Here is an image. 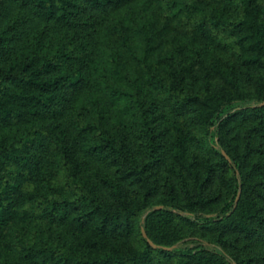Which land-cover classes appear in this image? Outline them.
<instances>
[{
  "label": "trees",
  "instance_id": "obj_1",
  "mask_svg": "<svg viewBox=\"0 0 264 264\" xmlns=\"http://www.w3.org/2000/svg\"><path fill=\"white\" fill-rule=\"evenodd\" d=\"M10 7L17 13L13 19L7 16ZM155 9L191 43L202 39L237 50L243 63L264 68V0H0V264H147L154 253L175 258L174 264H264V82L255 80V92L243 94L233 72L214 64L232 93L185 94L183 76L174 81L169 69L157 68L163 37L154 27ZM117 12L121 15L107 17ZM107 24L135 60L132 78L113 52L96 47L95 34ZM150 87L178 110L194 112L205 139L232 172L227 196L234 201L239 189L242 196L233 211L231 205L230 213L216 218L191 204L162 200L158 206L164 208L142 227L157 245L173 247L157 235V223L179 216L172 210L186 212L204 230L237 231L244 257L229 254L231 260L203 246L155 250L143 229L141 251L110 244L142 207L132 210L121 183L108 179L116 206L103 200L90 182L89 161L128 165L124 177L144 174L148 165L141 169L130 157L126 129L130 123L148 136L155 156ZM236 118L245 128L232 142L227 136ZM216 130L230 160L215 146ZM175 153L182 157L179 145ZM212 175L210 167L199 182L194 173L198 198ZM76 223L95 229L77 245L66 235V226Z\"/></svg>",
  "mask_w": 264,
  "mask_h": 264
},
{
  "label": "rangeland",
  "instance_id": "obj_2",
  "mask_svg": "<svg viewBox=\"0 0 264 264\" xmlns=\"http://www.w3.org/2000/svg\"><path fill=\"white\" fill-rule=\"evenodd\" d=\"M220 6L222 8V5ZM10 9L7 16L13 19L17 13L15 7H10ZM159 14L158 9L153 11L154 27L161 32L163 37V43L156 53L160 62L157 68L169 69L170 78L174 81L183 76L181 88L185 94L202 91L219 95L232 93L231 85L214 71V64L233 72V79L243 94L255 92V80L260 79L264 82V68L243 63L237 50L223 49L202 39L191 43L192 38L181 31L175 22L161 18ZM119 15L121 14L117 12L110 16L107 15V17L113 19ZM28 32L31 35L36 32L34 25L28 29ZM95 43L101 52H113L117 56L125 66L124 70L128 78L136 75L135 60L121 45L118 35L113 31L110 24L102 27L95 34ZM197 54L200 55V61H197ZM140 75L143 76V73L140 72ZM150 88L152 89V96L155 98L150 124L151 135L155 136L153 140V144L156 146L155 156L152 157L151 155L152 141L149 140L148 136L140 135L137 128L129 122L130 125L127 124L128 128L126 129L130 157L136 160V165L141 169L148 165L144 174L141 176L127 174V177H124L128 165L112 166L101 158H92L89 161V165L93 167L90 170V182L96 184L103 200L113 207L116 206L110 193V187L106 184L108 179L121 183L132 210L142 207L141 211L131 217L128 226L121 224L118 233L110 241V244L124 250L141 251L144 248L145 242L141 237L142 226L146 225L148 216L156 211L158 202L162 200L167 202L174 200L181 206L191 204L200 210H207L210 213L207 215L208 217L214 216L216 218L227 212L226 210L231 205L233 208L230 207V212L233 211L242 196L240 189L234 201L227 196V179L232 172L223 163L219 153L212 150L210 141L205 139L204 132L197 123L194 112L178 110L166 100L164 93ZM129 119L130 117H128ZM244 124L245 122L240 118L231 122L229 125L231 136H227L229 141L237 142L239 133H242L245 128V126L242 128ZM237 131L239 132L236 133ZM220 138L219 131L216 130L213 140L217 150L223 153L225 151L221 150ZM177 145L180 146L183 154L181 158H178L175 153ZM242 150L245 148L243 147ZM256 158V155L251 157L252 165L255 164ZM210 167L213 168L212 179L206 185L201 199L197 195L194 173L198 174L199 182H203ZM247 167L251 168V165L248 164ZM186 189L189 193L186 192ZM238 197L239 200L236 203ZM171 212L179 216L170 218L167 222L166 220L158 222L157 225L161 231H157V235L173 242L176 249L185 251L203 246L210 250L225 252L231 260L233 258L229 254L244 257L245 251L242 244L237 241V231H226L223 228L204 230L193 224L194 219H190L191 216L188 213L179 210H172ZM200 214L204 215L202 212ZM66 229V235L69 237L68 243L74 237L76 240H73L76 245L83 238L94 235L95 232L92 223L83 228L78 227L77 223L67 225ZM234 245H238L239 248L237 249ZM98 253L96 251V254ZM232 262L237 264L236 261L232 260ZM174 263L175 258L160 256L157 253H154L147 261V264Z\"/></svg>",
  "mask_w": 264,
  "mask_h": 264
},
{
  "label": "water",
  "instance_id": "obj_3",
  "mask_svg": "<svg viewBox=\"0 0 264 264\" xmlns=\"http://www.w3.org/2000/svg\"><path fill=\"white\" fill-rule=\"evenodd\" d=\"M261 106H264V102L261 104ZM223 154L226 156V158L228 160H230V157L225 152H223ZM238 200H239V197L237 198L236 203H238ZM163 208H164L163 206H158L155 210L156 211H159V210H162ZM142 232H143L144 238L147 240V242L150 244V246L153 249H155V250H157V249H163V250H166V251H172L175 248V246H173V247H164V246L157 245L153 240H151L149 238V236H148L145 228H143Z\"/></svg>",
  "mask_w": 264,
  "mask_h": 264
}]
</instances>
